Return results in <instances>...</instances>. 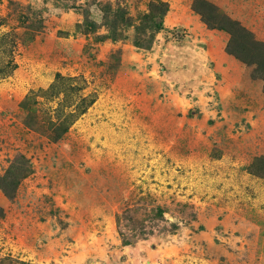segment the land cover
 Returning <instances> with one entry per match:
<instances>
[{
    "label": "rangeland",
    "instance_id": "rangeland-1",
    "mask_svg": "<svg viewBox=\"0 0 264 264\" xmlns=\"http://www.w3.org/2000/svg\"><path fill=\"white\" fill-rule=\"evenodd\" d=\"M264 264V0H0V264Z\"/></svg>",
    "mask_w": 264,
    "mask_h": 264
},
{
    "label": "trees",
    "instance_id": "trees-1",
    "mask_svg": "<svg viewBox=\"0 0 264 264\" xmlns=\"http://www.w3.org/2000/svg\"><path fill=\"white\" fill-rule=\"evenodd\" d=\"M20 264H25V263H20Z\"/></svg>",
    "mask_w": 264,
    "mask_h": 264
}]
</instances>
